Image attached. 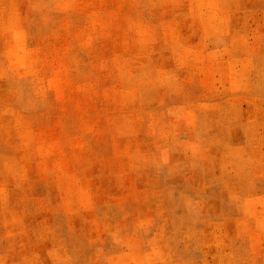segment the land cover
<instances>
[{
	"label": "rangeland",
	"instance_id": "374dc122",
	"mask_svg": "<svg viewBox=\"0 0 264 264\" xmlns=\"http://www.w3.org/2000/svg\"><path fill=\"white\" fill-rule=\"evenodd\" d=\"M0 264H264V0H0Z\"/></svg>",
	"mask_w": 264,
	"mask_h": 264
}]
</instances>
